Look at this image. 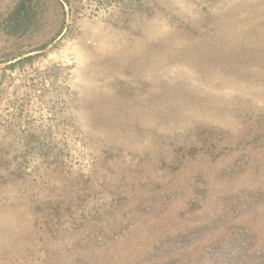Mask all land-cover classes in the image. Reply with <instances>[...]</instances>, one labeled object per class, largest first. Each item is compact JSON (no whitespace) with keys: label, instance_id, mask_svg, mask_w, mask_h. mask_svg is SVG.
I'll return each mask as SVG.
<instances>
[{"label":"rangeland","instance_id":"rangeland-1","mask_svg":"<svg viewBox=\"0 0 264 264\" xmlns=\"http://www.w3.org/2000/svg\"><path fill=\"white\" fill-rule=\"evenodd\" d=\"M20 2L0 264H264V0Z\"/></svg>","mask_w":264,"mask_h":264},{"label":"trees","instance_id":"trees-1","mask_svg":"<svg viewBox=\"0 0 264 264\" xmlns=\"http://www.w3.org/2000/svg\"><path fill=\"white\" fill-rule=\"evenodd\" d=\"M31 4H32V0H21V2L19 3V6H18V8H17V10H16V13L17 14H19V15H22V17H23V15H26V14H28V11H29V9H30V7H31ZM171 197H169V199H170ZM169 201V200H168ZM205 203H207L208 204V202H204V204ZM209 205V204H208ZM206 206L205 205V208H208L209 206ZM204 206V205H203ZM141 238H143L144 240H142L143 242H148L149 241V239H147V237H143V236H141ZM203 252L205 253V252H207L205 249H203Z\"/></svg>","mask_w":264,"mask_h":264}]
</instances>
